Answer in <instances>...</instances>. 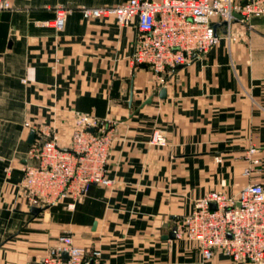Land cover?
<instances>
[{"label": "crops", "instance_id": "0c3cea01", "mask_svg": "<svg viewBox=\"0 0 264 264\" xmlns=\"http://www.w3.org/2000/svg\"><path fill=\"white\" fill-rule=\"evenodd\" d=\"M10 1L0 11V264H39L66 232L100 249L99 264H250L219 251L203 259L193 241L163 236L207 191L264 184V16L233 22L229 38L217 23L218 43L156 89L151 71L130 62L134 21L80 14L126 0ZM57 7L69 10L62 31L36 25ZM75 112L110 120L114 182L32 215L18 186L29 132L51 123L64 145ZM252 146L258 163L244 174Z\"/></svg>", "mask_w": 264, "mask_h": 264}, {"label": "built area", "instance_id": "2783aa9c", "mask_svg": "<svg viewBox=\"0 0 264 264\" xmlns=\"http://www.w3.org/2000/svg\"><path fill=\"white\" fill-rule=\"evenodd\" d=\"M11 8L10 0H0V11ZM68 13V9L57 7L53 19L35 23L60 32ZM80 14L82 19H113L120 25L134 21L137 33L130 56L132 68L147 67L158 89L179 65L203 56L218 43L217 23L225 27L229 38L233 22L248 23L252 16H264V0H126L111 6L82 7ZM34 132L20 166L18 185L29 207L46 208L70 198L67 207L73 208L90 184L114 182L106 167L114 140L108 118L75 112L64 145L51 123L38 124ZM151 141L165 142L158 133ZM256 151L254 146L247 150L244 174L258 163L253 157ZM173 228L174 238L193 241L203 259L219 251L233 262L264 264V184L247 182L232 194L209 190L175 220ZM100 255V249L78 244L66 232L57 235L39 264H99Z\"/></svg>", "mask_w": 264, "mask_h": 264}, {"label": "water", "instance_id": "95a60500", "mask_svg": "<svg viewBox=\"0 0 264 264\" xmlns=\"http://www.w3.org/2000/svg\"><path fill=\"white\" fill-rule=\"evenodd\" d=\"M243 2H246V0H244ZM236 16V18L238 19H241V15L238 14V13H235L234 14ZM182 65H179L178 67H181ZM160 96H164L165 95V89L162 88L160 89V92H159ZM147 101H150V98H148ZM34 139V130L31 129L30 132H29V135H28V141L29 142H32ZM212 207H214V204L211 205ZM43 209H45L44 207H38V206H30V209H29V212L32 214V215H36L38 212L42 211ZM174 228H171L169 230V232L167 234H165V236H163V238H174Z\"/></svg>", "mask_w": 264, "mask_h": 264}, {"label": "rangeland", "instance_id": "374dc122", "mask_svg": "<svg viewBox=\"0 0 264 264\" xmlns=\"http://www.w3.org/2000/svg\"><path fill=\"white\" fill-rule=\"evenodd\" d=\"M227 37V36H226Z\"/></svg>", "mask_w": 264, "mask_h": 264}]
</instances>
